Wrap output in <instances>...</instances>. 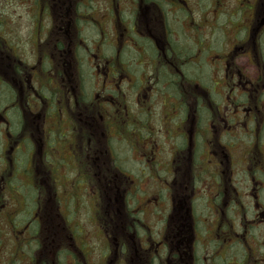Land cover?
Wrapping results in <instances>:
<instances>
[{
  "label": "flooded vegetation",
  "instance_id": "1",
  "mask_svg": "<svg viewBox=\"0 0 264 264\" xmlns=\"http://www.w3.org/2000/svg\"><path fill=\"white\" fill-rule=\"evenodd\" d=\"M125 1L128 5L122 6L121 0H109L110 17L118 23L116 31L111 38L103 26L98 25L96 28L100 31L91 49L83 44V22H90L91 15L81 12V7L91 4L90 0L69 2L68 7H75V16L72 20L59 17L57 22L63 23L59 27L63 32L57 36H54L55 31L51 32L50 22L54 23L51 4L44 6L49 11L43 4L42 7L37 5L40 9L36 13L37 32L29 39L31 49L24 53L28 55L26 61L19 54V50L24 52L25 42L15 36L10 43L0 39V45H7L6 51L11 53L0 59V264H97L99 260L102 264H204V256L200 257L198 251L201 239L196 230L197 221L192 217L193 205L187 204V198L194 200L195 188L190 193L175 191V188L184 181L186 188L189 187L186 174L192 161L190 146L195 145L196 156L197 142H202L200 137L206 133L207 161L201 165V171H209L212 165L221 170L214 174L220 173L219 187L223 194L228 193L235 177L236 163L230 150L235 143L229 141L227 145L219 137L236 130L240 132L237 140L241 143L244 136H251L246 139L250 143L251 158L248 179L253 197L259 200L264 195V75L253 76L246 69L227 70L244 50L249 59L251 49L259 51L264 31V0H251L253 3L245 0L242 7L252 9L245 25L246 40L229 43L226 53L212 59L215 62L212 66L218 70L223 68L222 77L211 86L193 81L191 77L193 84L189 83L187 91L178 83L180 75L187 76L190 67L196 68L193 58L196 50H214L210 30L215 29L216 24L208 25L206 32L200 31L198 38L199 22L195 21V33L189 34L193 50L188 40L183 41L180 36L177 40L173 32L180 0ZM150 3L157 5L164 18L160 36L144 35L145 32L137 28L138 18L133 19L138 4L143 7ZM219 6L217 17L220 18L222 7ZM122 7H125L124 12ZM127 8H131L129 19L124 17ZM45 15L50 20L48 28L43 19ZM136 15H140V9ZM94 20L97 22L96 18ZM238 29H234V37L238 36ZM207 33L211 36L205 40ZM168 50L170 54L185 57L184 62L177 66L171 55L168 60ZM89 54L94 55L96 62ZM191 55L193 63L189 59ZM209 57L212 58V54ZM11 58L14 63L9 62ZM149 70L153 82L148 80ZM92 75L96 81L91 79ZM216 85L219 90H215ZM90 87L97 93L91 95ZM227 87L230 92L223 93L221 89L225 92ZM215 91L224 97L225 111L232 108L228 116L234 120L228 122L224 117L227 113H223V106L213 98ZM157 99L168 106L166 114L157 116L150 111ZM79 101L89 112L75 115L72 111L68 115L67 108H77ZM134 105L141 107L138 112ZM149 105H152L150 109ZM144 114L148 121L143 118ZM107 131L109 134L104 140ZM212 135H215L213 139ZM124 137L131 143L133 152L139 151L138 156H134L137 163L132 161L130 168L120 165L121 160L111 143L114 138ZM184 148L188 152L184 153ZM165 150L168 155L161 156ZM37 156L40 162H36ZM161 171L170 174L163 182ZM152 179L162 185L160 192L151 191ZM52 180L57 190L64 183L74 181L76 191L72 194L78 202L75 214L66 207L55 211L52 208L51 212L47 199L52 193ZM40 184H45L42 190ZM161 189L166 192V200L161 197ZM234 190L239 198L241 192L237 187ZM36 192L37 197H34ZM64 203H68L66 198ZM258 204L264 207L260 201ZM4 205H12V208H4ZM222 205L224 199L220 201L219 206ZM83 211L93 225V234L82 225ZM175 216L177 222L170 227ZM73 217L76 220L73 221ZM155 220L164 223L153 239L155 229L151 222ZM229 227L221 223L216 226L221 239L218 242H222L223 248L213 252L216 258L213 264H244L243 260L246 262L249 258L255 259L256 264H264V255H261L264 244H258L252 253L248 246L235 245L240 256L237 259L225 256L238 239L228 242L229 237L224 233L231 231L240 237L234 226ZM10 232L12 238H8ZM8 246L9 253L5 251ZM2 251L5 252L2 254Z\"/></svg>",
  "mask_w": 264,
  "mask_h": 264
},
{
  "label": "rangeland",
  "instance_id": "2",
  "mask_svg": "<svg viewBox=\"0 0 264 264\" xmlns=\"http://www.w3.org/2000/svg\"><path fill=\"white\" fill-rule=\"evenodd\" d=\"M39 1V3H38ZM70 1L72 0H0V39L4 38L6 43H10L11 39L15 36L17 38H20L22 42H25L23 44V50H19L20 58H22L24 61L28 58L27 54H24L25 52L27 53L28 50L31 49L29 46V39L33 37V35L36 34L37 32V26L36 24L38 16L37 12L40 10L37 5L43 4L44 6H47L51 4L52 6V16L53 22L51 23L49 18L46 17L47 15L44 16V22H45V27L48 28V22H50L51 26V32L55 31L57 36L60 33L63 32V30H60L59 27L63 25V23H59V17L63 16L66 17V19H71L72 16H75V7H68ZM89 1V0H88ZM92 5V8H87L89 6H83L81 7L82 9V14L83 15H91V21L90 22H83V33L85 34L84 43L89 49H91L93 39L95 38V35L99 34V29L97 30L98 25L103 26L104 30H106L107 34H110V37H113V33L116 31L117 28V21L111 19L110 15V6L108 4L109 0H90ZM122 6L123 5H128V1L121 0ZM131 2V1H130ZM249 3H253L251 0ZM47 4V5H46ZM222 9L220 8V6ZM245 4V0H180L179 1V6L177 7V15H174V19L176 22L174 23L175 20L172 19L171 17V22L174 23L172 26L174 28L173 32L175 33V37L177 34V40L178 37L180 36L183 41L188 40L190 44L191 49L195 50L194 45L191 43L189 34L190 33H195L194 31V23L197 20L200 24H197V30H196V35H198V38L200 37V31L201 32H206L208 31V25H212L216 27L215 29H211L210 32L213 33L212 37V43L214 44V50L205 52L204 50L198 49L196 50L195 54L193 55V58L195 59V67H190L188 77L185 76L184 74L180 75V80H179V85L183 90H188L189 88V83H192L191 77L193 81H199L201 84H206L207 86L214 85V80H219L220 76L224 74L223 68L221 70H218L215 65V62L212 60L214 56L218 54H223L226 53V51L229 48V43H237V41H243L246 40L247 37H245V25L248 24V21L252 15V9L249 7L247 8L246 6L242 7ZM66 6V7H64ZM130 6V5H129ZM218 6L222 10V13L220 14V18L217 17L218 14ZM262 6H260L261 9ZM46 11H49L50 9L47 7ZM113 9V8H112ZM125 7H122L121 10L124 12ZM140 9V15H136L138 10ZM127 12L125 13V18H130V12L131 8H127ZM132 7V11H133ZM34 11V13H33ZM96 18L97 22H95L94 18ZM138 18V29L143 30L145 32L144 35L148 34H155L156 36H160L163 32V25L162 21H164V18L161 16L159 9L156 4L150 3L143 5L141 7V4H138V7H135V16H133V19ZM74 18V17H73ZM167 19V18H166ZM168 21V20H167ZM211 26V27H212ZM97 27V28H96ZM237 27L238 29V36L234 37L235 35V30ZM243 27L241 30L240 28ZM67 30L69 28V24L67 27H65ZM60 30V31H59ZM213 30V31H212ZM240 30V31H239ZM59 31V33H57ZM73 31V28H72ZM194 31V32H193ZM121 32V31H120ZM96 33V34H95ZM210 34H206L205 40L208 39V37L211 36ZM119 34V31L117 35ZM98 36V35H97ZM105 36V33H104ZM239 38V39H238ZM97 41L98 38L96 37ZM260 48L258 49L259 51L256 52L255 50L251 49L250 51L251 54V59L248 57V52L244 50L242 52V56L237 57V61L232 63L230 67H228V71L230 70H236V69H246L249 71V73H252L253 76L257 75L259 77H263L264 75V31L261 35L260 38ZM107 43L105 44V46ZM8 48L7 45H0V59L1 57L5 56V54L9 55L8 51L6 49ZM19 49H20V41H19ZM107 50V46L105 47ZM167 49V48H166ZM105 50V51H106ZM131 54L135 56V52L130 50ZM178 52V51H177ZM240 52V51H239ZM92 53V52H89ZM209 54H212V58L209 57ZM170 55L174 57V61H177V66H179V63L182 64L184 62L185 57H181L179 53L170 54V51L168 50V60H170ZM90 59L94 58V55L90 57V54L88 56ZM95 62H96V58ZM189 59L192 62V55L189 57ZM208 59L211 61L208 63L206 61ZM9 59L5 60L6 62ZM196 60L200 61L197 62ZM10 63H14V58H11ZM214 62V63H212ZM262 63L259 64V63ZM98 63V61H97ZM193 63V62H192ZM258 63V64H257ZM148 65V64H147ZM89 69V68H88ZM91 74H92V62H91ZM94 70V69H93ZM200 70V71H199ZM198 71V72H197ZM8 74H12L11 71H7ZM196 72V73H195ZM147 75H149V81L153 82V74H151L150 70L147 72ZM4 76V74H3ZM95 76L92 75L91 79L93 81L95 80ZM190 78V79H189ZM6 79L10 80V77H7ZM231 79V78H230ZM193 84V83H192ZM212 89V88H211ZM219 90V87L216 85L215 90ZM223 93H229L230 92V87H227L225 89H221ZM144 92V91H143ZM97 90L93 87H90V94H96ZM77 95V93H76ZM181 96L180 92L178 94ZM179 105H181L182 100L181 97H179ZM213 98L216 101H219V103L223 106L226 105L224 101V97L220 94H218L216 91L213 94ZM160 100H156L154 107L150 109L152 105L148 106V109L152 112V114H156L157 116L161 115L162 113L166 114V111L169 109L168 106L163 105L160 103ZM187 104V103H185ZM141 107L138 106L136 107L134 105V109H136V112L139 111ZM224 111L223 113H227L225 118H227L228 122L234 120L231 119L232 117L228 116V113L232 111V108L230 107L225 111V107L223 106ZM89 108H87L84 103H81L79 101L78 107L74 108L73 106L70 108H67L66 112L69 115V112L74 111V114L77 115L79 112H89ZM169 111V110H168ZM143 118H145L147 121V116L144 114ZM238 119V118H236ZM235 121L237 122V120ZM100 122H102L100 120ZM236 124V123H235ZM223 125V124H222ZM239 125V123H238ZM187 126V125H186ZM164 129L165 127L162 126ZM99 130L102 131V127H99ZM159 130L161 128L159 127ZM163 131V130H162ZM149 132V131H148ZM112 134V132H110ZM147 133V132H146ZM109 134L107 131L106 135L104 136V140ZM240 132H237L234 130L232 134H225L226 136L222 135L219 137L223 143H226L227 145L229 141H233L235 143L234 146H230V150L234 156V160L236 165L234 166L235 169V177L233 180H231L232 184L229 185L228 188V193L223 194L221 192L220 186V178L219 174H214L215 172H218V168L214 165H212L209 168V171H201L203 167L201 165L206 164L205 162L207 161V150L208 148L206 147V143L208 142V134L206 133L204 137H200L202 139V142H197L199 144V147L196 150V156H194V148L195 145L190 146V157L192 159L191 167L187 168L184 165V171H187L186 176L189 177V187L186 188V181L178 188H175V191H185L190 193L191 190L193 191V187L195 188V198L193 201L187 198V204L188 206L193 205V211H192V217H195V225L197 226V232L200 234V241L198 242V251L201 256H204V264H213L215 261V257L213 256V252H216L219 247H222V242L220 236L217 235V230L216 226L217 224H223L230 226L229 228L231 229L232 226H234L235 230L238 231L240 234V237H236L234 233L231 231H226L224 234L225 237H229L228 242H233L235 239H238L232 244V248L230 252H227V258L229 257H234L235 259L238 258L239 253H238V248H234V246L239 245H244L250 247V252L252 253L253 248H257L258 244H264V207L262 208L259 204L258 201H260L263 206H264V195L260 197L259 200L255 199L253 197L252 192V184L249 182L248 177L251 175V170L250 169V162L249 159V151H250V143L246 139H251V136H244L245 140H241V143L239 142V139L241 136L239 135ZM155 135V134H154ZM111 136V135H110ZM125 136V135H124ZM215 137V135H212V139ZM264 137V136H263ZM111 139V137H110ZM148 139V138H147ZM193 139V136H192ZM127 138H114L112 140L113 148L115 149V152L117 153V156L121 160V166L130 168V164L133 162L137 163L134 156H138L137 152H133V147L131 143L126 141ZM152 140V139H148ZM170 140V139H168ZM131 141V139H130ZM132 141L135 144H138V140L135 138L132 139ZM165 141V140H164ZM152 143V142H151ZM171 143V141H170ZM230 143V142H229ZM208 144V143H207ZM180 145L184 146L186 144H182L180 142ZM187 146V145H186ZM65 151H68V147H65ZM188 152L186 148H184V153ZM183 153V152H181ZM161 156L168 155L167 151H163L160 153ZM40 156H37L36 162H40ZM132 159V160H131ZM247 161V162H246ZM133 164V163H132ZM189 164V163H188ZM183 169V168H182ZM180 169V170H182ZM221 172V170L219 171ZM170 174L165 173L162 171L160 172V176L163 182ZM200 175L199 178L197 176ZM73 180H70L66 183H64L63 187L59 188L58 190L55 189V182L52 180V193L49 198L47 199L48 202L51 204L50 210L51 212L57 210L58 208H67L71 213L75 214V210L77 208L78 202L76 197L73 195L74 191L76 189L73 186ZM41 185V190L43 189V186L45 184H40ZM49 186V185H48ZM162 185L157 183L154 179L151 180L150 182V189L151 191L157 190L160 192V188ZM188 186V184H187ZM234 187H237V189L241 192V196L239 198H236L235 190ZM36 188V187H35ZM234 192V193H233ZM59 193V195H58ZM73 193V194H72ZM71 196V199L68 198V196ZM34 197H37V192L36 195H33ZM161 197L166 200V192L161 189ZM60 198V199H59ZM67 199V204L64 203L62 204V201L64 199ZM56 199V200H55ZM224 199V205L221 207L220 201ZM54 203V206H53ZM61 203V204H60ZM14 203H12L13 205ZM47 204V202H46ZM12 205H4V208L10 207L12 208ZM57 206V207H56ZM53 208V209H52ZM89 210V206H87V209ZM165 210V209H164ZM84 215L82 214L80 217L83 218L82 220V225L85 227V229L90 233L93 234V225L91 221L89 222L85 217H88V214L83 211ZM162 215H165L164 213H161ZM194 214V215H193ZM76 218V216H74ZM73 217V221L76 220ZM147 216L144 217V220ZM223 219V220H222ZM59 220V219H58ZM147 222H149V219L147 218ZM177 222V217L175 216V219L173 218V221L171 219L170 224L172 227L175 223ZM152 225L154 226L152 232H153V239L154 237H157V235L160 233V229L163 226L164 222L158 223L157 220L154 222H151ZM194 225V222H193ZM194 225V226H195ZM248 225V228L245 226ZM253 225V226H251ZM213 227V229H212ZM212 229V230H209ZM235 230H232L235 232ZM12 232V230H11ZM8 236L12 238V235ZM149 234V233H148ZM231 234V235H230ZM233 235V238L231 236ZM7 238V239H8ZM196 241H198L197 237L194 238ZM193 239V240H194ZM95 242V238H94ZM96 243V242H95ZM97 244V243H96ZM100 244V243H99ZM6 247V246H5ZM5 249V248H4ZM263 250V249H262ZM9 253V246L7 249H5ZM2 251V254L5 252ZM250 253V254H251ZM7 255V253H5ZM261 255H264L263 253ZM259 255V256H261ZM243 259V256H241L240 260ZM91 261V259H90ZM94 262H96L95 259H93ZM217 261V260H216ZM244 264H256L255 259L249 258L246 262L243 260ZM264 263V261H262ZM97 264H102V261L99 260Z\"/></svg>",
  "mask_w": 264,
  "mask_h": 264
}]
</instances>
